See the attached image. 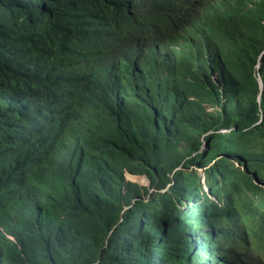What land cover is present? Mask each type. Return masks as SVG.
<instances>
[{"label":"trees","instance_id":"16d2710c","mask_svg":"<svg viewBox=\"0 0 264 264\" xmlns=\"http://www.w3.org/2000/svg\"><path fill=\"white\" fill-rule=\"evenodd\" d=\"M0 264H264V0H0Z\"/></svg>","mask_w":264,"mask_h":264},{"label":"clouds","instance_id":"9594fccd","mask_svg":"<svg viewBox=\"0 0 264 264\" xmlns=\"http://www.w3.org/2000/svg\"><path fill=\"white\" fill-rule=\"evenodd\" d=\"M257 67H258V64H257ZM258 80H259V87L261 88V81H260V78L258 77ZM206 109L208 110V111H210V110H212L213 108H209V107H206ZM200 171H201V173L200 174H202L203 175V171L200 169ZM201 175V176H202ZM131 176H143L144 177V179L147 181V184H143L142 182H139V181H137V180H132L130 177ZM125 177L128 179V180H130V181H132V182H136V183H138V184H140V185H148V179L144 176V175H139V174H131V173H128V172H126L125 173ZM252 178H253V182L255 183V184H257V185H259V186H262L263 187V184L262 185H260V184H258V183H256L255 181H254V179H256L255 178V176H253L252 175ZM257 180V179H256ZM258 181V180H257ZM202 182H204V179H202ZM259 182V181H258ZM259 183H261V182H259ZM150 191H152V188L150 189Z\"/></svg>","mask_w":264,"mask_h":264},{"label":"rangeland","instance_id":"374dc122","mask_svg":"<svg viewBox=\"0 0 264 264\" xmlns=\"http://www.w3.org/2000/svg\"><path fill=\"white\" fill-rule=\"evenodd\" d=\"M208 107V106H207ZM210 108V107H209ZM244 167L242 166V169H243ZM200 173H201V171H200ZM200 175H202V174H200ZM141 178H143V184H147V181L144 179V177L143 176H140ZM249 194V196H250V205H249V209L251 210V211H257L258 213H260V211H261V207L258 205V199H257V197H255V196H253V194L252 193H248Z\"/></svg>","mask_w":264,"mask_h":264},{"label":"water","instance_id":"95a60500","mask_svg":"<svg viewBox=\"0 0 264 264\" xmlns=\"http://www.w3.org/2000/svg\"><path fill=\"white\" fill-rule=\"evenodd\" d=\"M254 181L256 182V183H258V184H260V185H262V183H259L256 179H254Z\"/></svg>","mask_w":264,"mask_h":264}]
</instances>
